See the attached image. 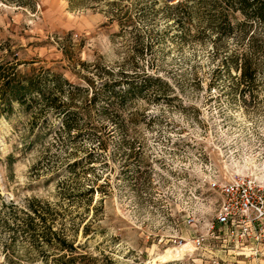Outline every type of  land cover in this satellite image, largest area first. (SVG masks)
<instances>
[{
    "label": "rangeland",
    "instance_id": "obj_1",
    "mask_svg": "<svg viewBox=\"0 0 264 264\" xmlns=\"http://www.w3.org/2000/svg\"><path fill=\"white\" fill-rule=\"evenodd\" d=\"M179 1L0 0V58L62 75L76 119L68 130L41 103L0 117V209L60 204L58 228L96 264H264L211 229V182H264V24L219 36ZM243 55L257 66L246 81ZM7 242L0 230V264ZM9 254L44 264L22 240Z\"/></svg>",
    "mask_w": 264,
    "mask_h": 264
},
{
    "label": "trees",
    "instance_id": "obj_2",
    "mask_svg": "<svg viewBox=\"0 0 264 264\" xmlns=\"http://www.w3.org/2000/svg\"><path fill=\"white\" fill-rule=\"evenodd\" d=\"M187 3V0L179 1L177 6L182 7ZM195 12L194 10L193 13ZM238 14L244 17V22H237ZM197 19L208 22L219 36L228 35L236 26H247V22L264 24V0H197ZM235 67L240 71L243 81L252 78L257 69L246 55L241 56ZM37 70L38 68L31 67L29 71L22 72L17 63L0 58V117L12 113L14 103L27 110H31L34 104L41 103L54 108L58 113H65L66 128L71 130L76 119L74 114L63 110L74 101V94H69L68 102L64 104L56 94L57 91L61 93L67 80L51 70ZM88 193L93 194V188ZM59 205L36 196L27 198L23 206L15 200L2 202L0 230L7 232L9 236L5 255L8 264H15L9 253H15L19 240L23 241L27 249L41 252L44 264H96L101 260L99 256L80 251L81 246L68 240L63 228H58L61 214ZM47 250H53L56 254L49 257L45 254Z\"/></svg>",
    "mask_w": 264,
    "mask_h": 264
},
{
    "label": "built area",
    "instance_id": "obj_3",
    "mask_svg": "<svg viewBox=\"0 0 264 264\" xmlns=\"http://www.w3.org/2000/svg\"><path fill=\"white\" fill-rule=\"evenodd\" d=\"M222 195L211 229L226 228L250 255H264V182L238 174L229 180L213 181Z\"/></svg>",
    "mask_w": 264,
    "mask_h": 264
}]
</instances>
